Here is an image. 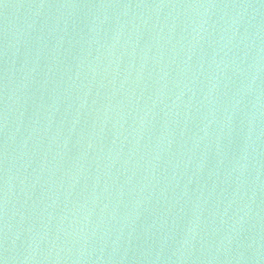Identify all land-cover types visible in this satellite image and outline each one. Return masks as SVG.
Listing matches in <instances>:
<instances>
[{
    "label": "water",
    "instance_id": "obj_1",
    "mask_svg": "<svg viewBox=\"0 0 264 264\" xmlns=\"http://www.w3.org/2000/svg\"><path fill=\"white\" fill-rule=\"evenodd\" d=\"M0 264H264V0H0Z\"/></svg>",
    "mask_w": 264,
    "mask_h": 264
}]
</instances>
